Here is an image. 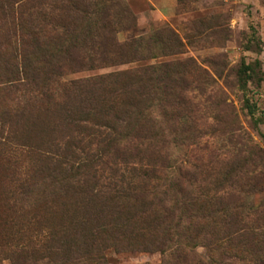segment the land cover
Listing matches in <instances>:
<instances>
[{
  "label": "rangeland",
  "instance_id": "obj_1",
  "mask_svg": "<svg viewBox=\"0 0 264 264\" xmlns=\"http://www.w3.org/2000/svg\"><path fill=\"white\" fill-rule=\"evenodd\" d=\"M28 1L0 0V264H163L161 252L150 244L152 216L140 218L134 227L133 239L148 250L136 245L126 249L125 244L115 248L108 240L101 242V235L92 249L79 252L72 241L68 246L63 241L80 222L108 232L118 226H102L106 221L98 220L86 202L53 197L42 202L29 193L43 188L38 172L42 154L78 167L104 150L92 124L55 126L43 141L39 128H32L33 119L20 116L27 97L10 85L11 72L16 67L21 71L23 63L20 42L28 38L23 29ZM96 1L46 0L37 11L51 17L35 21L34 31L68 46L74 25L82 28V17H90L80 10L93 12ZM122 1L131 19L123 7L109 4L105 22L115 30V43L143 60L71 74L66 81L152 67L160 80L156 86L166 88V94L155 95L156 109L168 104L167 125L185 143L181 150L169 139V154H189L190 164H183L191 177L182 183L202 206L196 218L184 220H193L199 235L192 264H264V0ZM70 6L79 10L67 13ZM103 36L110 38L106 32ZM93 55L89 48L75 51L85 63ZM248 66L253 78L242 83L243 72L251 73ZM195 125L205 150L190 140L188 126ZM50 139L55 146L47 148ZM40 144L41 151H35ZM126 155L124 161L123 156L102 158L96 168L104 170L102 163L108 161L117 168L126 161L138 163ZM149 159L143 163H161Z\"/></svg>",
  "mask_w": 264,
  "mask_h": 264
},
{
  "label": "trees",
  "instance_id": "obj_2",
  "mask_svg": "<svg viewBox=\"0 0 264 264\" xmlns=\"http://www.w3.org/2000/svg\"><path fill=\"white\" fill-rule=\"evenodd\" d=\"M44 3L46 0L27 2L23 29L27 30L28 38L20 42L24 47L23 63L21 71L16 67L11 72V89L24 92L27 97L20 116L30 121L33 119L32 128H39L38 135L42 134L43 141L50 137L55 126L92 124L95 133H99V144H102L104 152L78 167L56 160L49 152L42 154L44 165L38 172L42 174L43 188L35 192L30 190L29 193L38 195L36 200L42 202L50 197L64 198L72 204L86 202L87 208L94 211L98 220L106 221L102 226H118L108 232L100 230V226L87 228V221L80 222L77 228L71 229L70 235H65L63 241L66 246L72 241L79 252L92 249L101 235H105L101 242L108 240L115 248L121 246L119 249H122L125 244L126 249L136 245L148 250V246L133 239L134 227L140 218L152 216L148 225L154 233L150 244L156 245L161 252L163 264H192L196 259L193 249L197 246L199 235L196 224H192L194 221L184 223V220L196 218L202 206L187 194L182 183V179L191 177L186 169V164H190L189 154L183 151L176 157L169 154V139L181 150L185 148V143L176 136L177 129L167 125L168 104L156 109L155 95L159 91L166 94V88L156 86L160 80H155L152 67H136L76 80L65 79L68 75L86 70L143 60L135 52L131 53L115 43L111 37L115 30H111V25L105 22L108 17L106 5L123 7L131 19L129 11L122 0H97L93 4V12L80 10L90 13V17H82L85 24L82 28L74 25L73 36L65 46V40H44L34 31L35 21L45 22L51 17L38 13ZM58 10L64 11L63 8ZM71 10L76 12L79 9L76 6L66 8L67 13ZM77 31L82 33L77 35ZM102 32L108 33L110 38L103 36ZM89 36L92 37L89 39ZM82 48H89L94 54L87 58V63L75 56V51ZM247 69L251 73L243 72L239 77L242 83L253 78L252 67ZM188 128L192 132L190 140L195 148L207 149L198 141L200 129L196 125ZM45 144L47 148L55 146L51 139ZM41 146L35 147V151H41ZM28 153L33 154L32 150ZM126 154L137 159L138 163L126 161L117 168L108 161L102 163L104 170L96 168L102 158L120 160L123 156L124 161L129 158L126 159ZM149 158H158L161 163L155 160L143 163Z\"/></svg>",
  "mask_w": 264,
  "mask_h": 264
}]
</instances>
